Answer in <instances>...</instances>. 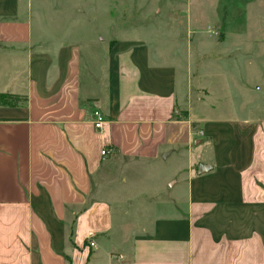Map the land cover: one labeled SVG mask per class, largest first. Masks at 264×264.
Returning a JSON list of instances; mask_svg holds the SVG:
<instances>
[{"label": "crops", "instance_id": "obj_1", "mask_svg": "<svg viewBox=\"0 0 264 264\" xmlns=\"http://www.w3.org/2000/svg\"><path fill=\"white\" fill-rule=\"evenodd\" d=\"M124 4L69 0L63 22L0 0V93L27 98L0 105V264H264V24L222 0Z\"/></svg>", "mask_w": 264, "mask_h": 264}, {"label": "rangeland", "instance_id": "obj_2", "mask_svg": "<svg viewBox=\"0 0 264 264\" xmlns=\"http://www.w3.org/2000/svg\"><path fill=\"white\" fill-rule=\"evenodd\" d=\"M68 1L69 0H46L47 10H48V8H50V9L53 8V10L57 9L56 13L58 14V17L61 19V21H63V22H65L67 20L69 21V15H65V13L63 12L64 7L68 6L67 5ZM79 1L82 2V0H78V2ZM209 1H213V0H209ZM247 1L248 0H222L223 3H227V2L229 4L231 3L230 9H227V8L224 9L226 11L225 14H228L227 16H229L230 12L235 13L236 20L239 23H241V21H243V18L245 16V18L250 23H252L254 28H256L257 26H260V24H264V0H252L253 5L251 7L248 5V7L246 9V7L244 6V3H246ZM130 2H131V0H125V4L122 6V8H124V10L125 9H128V10L132 9L133 7L131 6ZM247 3H249V2H247ZM233 5H234V7H233ZM79 6L82 7L81 4H79ZM37 7H38V4L35 3L34 4V11H33L34 12L33 13L34 25H35V23L37 24ZM125 16L127 19L126 20L127 24H130V21H131V19L133 20L134 16L130 15V14H126ZM114 17L117 19H121L123 16L115 15ZM137 19H139V17ZM79 20L81 22H85L84 16L80 17ZM112 23L114 24L115 21L110 18V24H112ZM208 33L211 34L212 36H216L219 39L223 38L222 33L216 31L215 29L208 30ZM253 33L258 34V35L263 34L262 31H258V30H254ZM260 48L261 47H258V50H260ZM218 49L220 51H222V49H220L218 47L213 48V54L214 55L221 53L218 51ZM221 54H223V53H221ZM254 66L258 67V66H261V64L258 62ZM4 81L5 80H0V85H5L3 83ZM8 82H9V80H8ZM196 150H198V149H196ZM174 161H175L174 158H172L166 162L165 167H166L167 172H165V174L163 175V180H161V183L165 186L166 185H168V186L165 188L167 190V192L166 191H165V193L162 191L156 192V194H158L160 198L163 197L162 195L164 193V196L174 199L177 197V195L179 193V187L178 186H172L171 187V184L175 178H177V179L182 178L181 175H179L180 171L177 170V167L174 164ZM172 163H173V166L171 165ZM126 175L129 179L130 183H132V179H133L134 181H137L140 186H144L147 188H149L150 185L155 184V180L157 179V177L155 175L149 176L148 173L140 174L138 176H134L133 172L127 171ZM133 177H135V178H133ZM157 182L159 183L160 180L157 179ZM167 195H169V196H167Z\"/></svg>", "mask_w": 264, "mask_h": 264}, {"label": "built area", "instance_id": "obj_3", "mask_svg": "<svg viewBox=\"0 0 264 264\" xmlns=\"http://www.w3.org/2000/svg\"><path fill=\"white\" fill-rule=\"evenodd\" d=\"M106 116L103 114V112L100 109H96L93 111V123L94 127L98 131H102L104 129V126L106 124ZM111 151L109 149H103L101 154L103 157H107ZM91 246H95V243H91Z\"/></svg>", "mask_w": 264, "mask_h": 264}, {"label": "trees", "instance_id": "obj_4", "mask_svg": "<svg viewBox=\"0 0 264 264\" xmlns=\"http://www.w3.org/2000/svg\"><path fill=\"white\" fill-rule=\"evenodd\" d=\"M27 98L25 96H18L13 94L0 93V105H19L20 103H26Z\"/></svg>", "mask_w": 264, "mask_h": 264}, {"label": "water", "instance_id": "obj_5", "mask_svg": "<svg viewBox=\"0 0 264 264\" xmlns=\"http://www.w3.org/2000/svg\"><path fill=\"white\" fill-rule=\"evenodd\" d=\"M196 144H199V141H197ZM210 169H211V168H210L209 166L201 165V166H200V170H199V172H200V174H202V173H204V172H206V171H209Z\"/></svg>", "mask_w": 264, "mask_h": 264}]
</instances>
